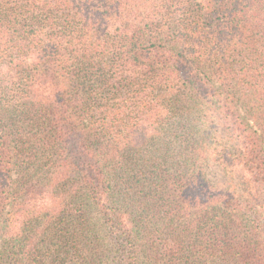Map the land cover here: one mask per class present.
I'll return each mask as SVG.
<instances>
[{
	"label": "trees",
	"instance_id": "16d2710c",
	"mask_svg": "<svg viewBox=\"0 0 264 264\" xmlns=\"http://www.w3.org/2000/svg\"><path fill=\"white\" fill-rule=\"evenodd\" d=\"M0 264H264V0H0Z\"/></svg>",
	"mask_w": 264,
	"mask_h": 264
},
{
	"label": "rangeland",
	"instance_id": "374dc122",
	"mask_svg": "<svg viewBox=\"0 0 264 264\" xmlns=\"http://www.w3.org/2000/svg\"><path fill=\"white\" fill-rule=\"evenodd\" d=\"M213 178L215 179V181L217 182H227L228 181V178L227 177H224V174L221 172V171H217L215 170V174L213 176Z\"/></svg>",
	"mask_w": 264,
	"mask_h": 264
}]
</instances>
